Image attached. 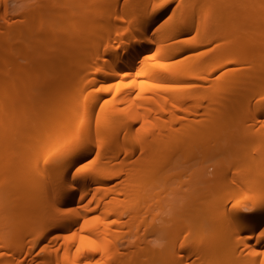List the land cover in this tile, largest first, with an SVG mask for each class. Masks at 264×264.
Listing matches in <instances>:
<instances>
[{
	"label": "bare ground",
	"instance_id": "6f19581e",
	"mask_svg": "<svg viewBox=\"0 0 264 264\" xmlns=\"http://www.w3.org/2000/svg\"><path fill=\"white\" fill-rule=\"evenodd\" d=\"M92 1L0 0V195L15 199L0 200V264H180L167 260L177 199L188 215L237 198L229 162L264 182V0H99L101 20ZM191 31L200 49L172 43ZM186 150L211 167L204 191L183 188L190 167L173 159ZM253 193L243 206L264 203ZM223 214L233 245L264 246V215ZM202 244L216 246L186 248ZM239 252L206 260L264 261Z\"/></svg>",
	"mask_w": 264,
	"mask_h": 264
},
{
	"label": "rangeland",
	"instance_id": "374dc122",
	"mask_svg": "<svg viewBox=\"0 0 264 264\" xmlns=\"http://www.w3.org/2000/svg\"><path fill=\"white\" fill-rule=\"evenodd\" d=\"M92 5L94 6L93 8L91 7ZM89 6H90L89 11L92 12L95 8V12L98 13V15H96L97 19L101 20L104 8L101 6V3L99 2V0L92 1L89 4ZM91 8L93 10H90ZM190 21L191 20L188 18L184 21V23L189 24ZM192 35H193V32L191 31V33L186 34L182 37L172 39L171 41L174 45L180 44V46L182 45V47H184L183 45H187V47H185V49L186 48L188 49V50L186 49L187 50L186 52H189L191 47L192 48L194 47V48L193 49L191 48L190 52H192L193 50L196 51L198 48L200 49L199 47L200 45L194 44L195 41L190 39ZM188 46L190 48H188ZM91 47L92 48L94 47V43H91ZM201 48L203 49L205 47H201ZM85 53H87V50L82 51L79 56H82ZM42 84H39L40 87L38 85V88H41L43 86ZM30 106L31 105H29V108ZM31 108H33V106H31ZM246 111H247V108L245 107L236 112L229 113L227 117L234 122H241L244 120L243 114ZM199 135H200V132H194V133H191L190 138L194 139L195 137ZM224 137L225 136H222L218 138L216 141L212 142L211 147L209 148V151L213 152L215 156H218L220 154L218 149L222 148L225 145L223 144L225 142ZM261 147L262 146L258 144L257 142L253 143V145L248 150L250 153L249 155L256 156L257 152L261 149ZM208 157H210V155H208ZM173 160L181 161V166L190 167L191 173L190 172L189 173L191 175H187L189 180L187 179L186 175L183 176V179H187L185 182L186 184L183 186V188H186V191H192L195 193L198 192L199 190L204 191V189H206V187L211 183V182L209 183L207 179L206 180L203 179V178H207L206 176L203 177L202 179L198 178V176H200L199 173L202 168H204L205 170H211V167H205L207 160L201 161L200 159H197L190 152V150H186L180 153L179 155L175 156ZM229 163H227V165L224 164L225 166H221L223 168H221L220 174L222 172L224 173L226 172L225 178L231 184L232 183L236 184L237 186L236 190L239 196L237 198H227L226 201H224L223 203L220 202L222 199L218 196H211L210 198L208 197L204 201L203 200L196 201L195 203H192L189 206L188 215H186L185 213L186 211V207H184L185 200L177 199L176 205H175L176 217L170 221V226H169L170 230H168L171 233L177 234V241L175 243L173 251H171V253L168 254V259H167L168 261H172L173 259L176 258L177 262L180 264H185L186 261H188L187 263L189 264L190 263L191 264H210L206 260L207 256L211 257L209 255L210 252L211 254H215L217 256H226V255L231 254L232 257L236 258V256L238 255L237 253L240 251V249L241 251H248L251 248L264 249V246L262 245V243L252 244L254 241V237H251L248 239L249 244H251V246H249V249L245 250L242 244H238L236 247V245H233L234 242L230 241L225 235V233H222L219 230L221 226V220L224 217V214H223L224 212L232 211L235 213H244V214H250L254 216L264 215V203L262 204L258 203V205H254V207H252V206H243L242 203L240 202V198L248 194H252L253 192H254L253 194H257L261 192L264 193V182H259V183L256 182L257 184L254 182L255 177L248 172L247 164L245 165L243 163L241 166H237V164H233V163L229 164ZM198 168H201V169H198ZM221 175H224V174L222 173ZM171 177L172 175H170V177L167 178V183L169 181H172V183H174V181H177L178 179L177 178L175 180L173 179L170 180ZM253 189L254 191H252ZM3 199L4 200L8 199L9 201L15 202V199L13 197H8V195L5 196L4 194L0 195V200H3ZM218 211H219V217L217 218V216L215 215H216V212L218 213ZM16 213H18L17 210L12 211V215H16ZM190 225L191 227H188L189 229H187V226H190ZM191 228H193V231ZM200 231H202L201 233H203L201 236L198 235L200 234ZM206 239L208 240L215 239L216 246L208 247L205 244H202V245H199L196 250H194L195 249L194 248L193 249L194 251H188L189 249L187 250L186 247L188 246L191 247L194 242L198 240H206ZM18 241L19 240L17 239V237H15L13 240V243L17 245ZM242 246L244 249L242 248ZM35 250L36 252H38L39 248L37 247ZM203 251H208L206 252L208 255H205V258L203 256L204 254L201 255V252ZM199 252H200V255H199ZM39 254L41 255V253H38L37 255ZM241 254L239 252V255ZM27 259L28 261L30 260L29 263H31L32 261L34 263L39 259V256L37 260L35 261L31 259L29 256L27 257ZM213 264H228V262L227 260H225L224 257H222L220 260L213 262ZM253 264H264L262 253H258L257 259L254 261Z\"/></svg>",
	"mask_w": 264,
	"mask_h": 264
},
{
	"label": "snow or ice",
	"instance_id": "6c2138e0",
	"mask_svg": "<svg viewBox=\"0 0 264 264\" xmlns=\"http://www.w3.org/2000/svg\"><path fill=\"white\" fill-rule=\"evenodd\" d=\"M166 2H167V0H162V3H161L160 6L162 7L164 5V3H166ZM153 87H163L166 90L168 88L167 85H153ZM105 90H107V89H105ZM87 168H88V163H86V164L80 166L79 168H77L76 172H85V171H87ZM260 235H261V237H264V232H260Z\"/></svg>",
	"mask_w": 264,
	"mask_h": 264
}]
</instances>
